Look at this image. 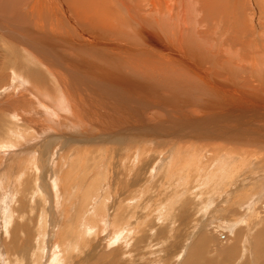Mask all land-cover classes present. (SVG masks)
I'll use <instances>...</instances> for the list:
<instances>
[{
	"label": "rangeland",
	"instance_id": "1",
	"mask_svg": "<svg viewBox=\"0 0 264 264\" xmlns=\"http://www.w3.org/2000/svg\"><path fill=\"white\" fill-rule=\"evenodd\" d=\"M193 1L185 9V22L171 21L168 14L154 15L164 21L160 26L164 32L170 33L168 27L181 28L184 40L177 44L183 49L182 60L174 54L173 58L162 56L163 49L148 42L140 44L138 36L129 32V24L115 21L108 27L83 25L91 32L106 31L110 33L108 40L121 44L117 62L108 65L114 72L98 71L96 66L103 70L102 63L91 68L93 61L86 48L81 52L69 44L40 38L38 45L49 49L55 61L62 60L53 68L60 71L61 64L68 65L74 72L49 73L40 58L38 65L33 60L25 67L26 58L12 52L20 51V45L0 32V105L9 103L13 113L9 118L0 110V140L12 128L16 135L13 146L3 149L4 156L0 151V264H47L48 256L58 253L54 244L60 242V233L65 232V238L69 236L71 241L70 235H76L80 224L91 217V213H85L84 195L88 190L93 192L87 197L92 209L102 208L100 216L92 218L100 217L98 223L105 219V225L85 244L82 254H73L71 264H264V141L259 138L264 134V111L259 113L255 108L264 106V0H257L256 14L250 0ZM134 9L135 14L146 16L152 29L158 28L160 23L147 17L152 8L143 9L146 13L140 7ZM239 12H244L242 17ZM251 18L257 24L245 26ZM0 20L5 21L2 16ZM53 36L60 39L57 34ZM88 77L120 80L128 95L134 97L133 103L128 102L127 112L133 108L139 116L134 118L133 111L125 114L127 120L122 118L114 129L94 116H87L83 132L65 125L67 118L63 116H70L61 100L71 95L77 103L87 101L77 100L76 89L85 87L83 81ZM18 99L22 103L13 107L11 101ZM9 123L13 125L7 126ZM31 124L38 127L34 134ZM28 130L33 138L25 139L23 133ZM107 131L110 136L99 138ZM60 140L66 142L63 149ZM44 147L47 152L41 154ZM186 157L189 164L184 162ZM24 159H36L35 167L28 168ZM61 181L65 182L63 187ZM102 202L106 203L104 207ZM66 209L69 218L59 217ZM61 223L67 229H62ZM124 226L130 229L119 238ZM26 229L27 237L23 233ZM13 230L19 232L17 239Z\"/></svg>",
	"mask_w": 264,
	"mask_h": 264
},
{
	"label": "bare ground",
	"instance_id": "2",
	"mask_svg": "<svg viewBox=\"0 0 264 264\" xmlns=\"http://www.w3.org/2000/svg\"><path fill=\"white\" fill-rule=\"evenodd\" d=\"M136 1V2H134ZM251 4L253 6L252 8V12L255 14L258 11L257 8V0H250ZM150 2V4H149ZM238 2V1H237ZM191 3H194L193 0H0V16H2V18L5 20L4 22H2L1 20V26H0V32H2L3 34H6L10 39H12L14 42H16L18 45H20L21 49L19 51V49H13L15 48V44L12 45L14 46L12 49L13 55L14 56H23L25 59V67H27L28 63L33 62V60H35L36 64L38 65V60L39 58L41 59L40 61L42 62L41 65L44 67H46V70H49L50 72H63L62 70H64L65 72H74V70H69L71 69V67H67V66H62V69L60 71H56L53 67H55V65H57L58 67L60 66L58 64V62L62 61H55L56 58H54V56L52 55V53H50L48 50L49 49H43L44 47H41L39 44V42H36L37 40L43 39L46 40L47 42L50 41H54L57 43H62V44H69L70 46L74 47V48H79L80 51H84L83 49L86 48L87 52V56L91 59L92 64H90V67L92 68L93 66H96L95 63H102L104 64V67L102 68L103 70H100V68L96 69L100 72H114L112 70H110L108 68V65L114 64L116 61V59L118 58L116 55L117 53H119V51H121V47L119 45V42H111L110 40L107 39V36L110 35V33L106 32V31H102V30H94V31H90L87 28H83V25L86 27L87 25H93V27H97V26H104V27H108L111 26L112 24H114L113 22L116 21V23L121 24V22L123 24H125V26H127L128 24L131 25V28L129 26H127L130 30L129 32H134L137 36H138V41L140 44H144V43H149V46L153 45V46H157L162 48L163 50L161 51L162 56H166V57H172L173 56L171 54H174V56L179 60L181 59V56H183V49L181 48V45L177 44V41H180V43L182 42V40H184L183 38V32L181 30V28L179 26H175L173 27H168L167 30L170 31V33H168V31L165 29H161L160 26L162 25V21H160L158 18H155L154 15H157V17L168 14L169 18L171 21L173 20H177L179 22H185L184 20L186 12L185 9L188 8L187 5ZM19 5V7L17 8V6L15 5ZM216 4V3H215ZM231 4V3H230ZM150 5V6H149ZM236 5V4H234ZM225 6V5H224ZM232 6V5H231ZM134 7L136 9H138L140 7L141 10L143 9H147V10H152V12L150 11L149 14H147V17L151 18L152 21L155 22H159L160 24L156 25V27L158 28H151V25H147L146 23V16L143 18L142 16H139V14H135L134 11ZM226 7V6H225ZM233 7V6H232ZM152 8V9H150ZM243 8V7H242ZM246 8V7H245ZM227 9V8H226ZM146 10V11H147ZM25 12L24 14L22 12ZM145 11V10H143ZM146 11L144 13H146ZM241 11V10H240ZM234 12V11H233ZM236 12V11H235ZM143 13V12H142ZM141 13V14H142ZM244 13V12H242ZM241 13V14H242ZM261 13V12H260ZM140 14V15H141ZM234 14V13H233ZM240 14V12H239ZM240 14V16H241ZM113 15L114 19H113ZM118 18H117V16ZM167 15V16H168ZM261 15V14H260ZM257 16V15H256ZM227 17V16H226ZM237 17V15H236ZM242 17V16H241ZM250 17V16H248ZM154 18V20H153ZM238 18V17H237ZM236 18V19H237ZM249 19V18H248ZM190 20V19H189ZM239 20V18H238ZM118 21V22H117ZM190 22V21H189ZM244 22V21H243ZM237 23H239V21H237ZM245 23V22H244ZM243 23V24H244ZM165 24V23H164ZM167 24V23H166ZM191 24V23H190ZM229 24V23H228ZM255 25L257 23H255L252 18L250 20V23L247 24L245 23L244 25ZM115 25V24H114ZM181 25V23H180ZM230 25V24H229ZM253 25V27H254ZM189 26V25H188ZM233 26V25H232ZM92 27V26H91ZM153 27V26H152ZM163 27V26H162ZM191 27V26H190ZM235 27V26H234ZM243 27V26H242ZM257 27V26H256ZM90 28V27H89ZM189 28V27H188ZM232 28V27H231ZM239 28V27H238ZM245 28V27H244ZM92 29V28H91ZM216 29V28H215ZM225 29V28H224ZM243 29V28H241ZM254 29V28H252ZM261 29V28H260ZM173 30V32H171ZM191 30V29H190ZM234 29L232 28V31ZM236 30V29H235ZM83 31V32H81ZM112 31V30H111ZM184 31V29H183ZM242 32V30H241ZM244 32V31H243ZM246 32V31H245ZM256 32V30H255ZM0 33V34H2ZM239 33V31H238ZM247 33V32H246ZM54 34H57L60 39H55L53 36ZM240 34V33H239ZM245 34V33H244ZM236 35V34H235ZM233 35V36H235ZM256 35V33H255ZM259 35V34H258ZM53 36V37H52ZM246 36V35H244ZM86 37H90L89 39H87ZM239 37V36H238ZM242 37V36H240ZM40 38V39H39ZM81 38H86L85 42L81 41ZM244 38V37H243ZM254 38V37H253ZM6 39V38H5ZM239 39V38H238ZM241 39V38H240ZM261 39V38H260ZM42 40V41H43ZM64 40V41H63ZM4 41V40H3ZM41 41V42H42ZM45 41V42H46ZM134 41V40H133ZM6 42V41H5ZM136 42V41H135ZM11 43V42H10ZM52 43V42H50ZM183 43V42H182ZM181 43V44H182ZM187 43V42H186ZM258 43V42H257ZM12 44V43H11ZM45 44V43H43ZM49 44V43H48ZM68 45V46H69ZM147 45V44H146ZM238 45V44H237ZM255 45V44H254ZM257 45V44H256ZM9 46V44H8ZM11 46V45H10ZM148 46V47H149ZM18 46H16L17 48ZM56 47V46H55ZM254 47V46H253ZM7 48V47H6ZM10 48V47H9ZM65 48V47H64ZM83 48V49H82ZM120 48V50H118ZM123 48V47H122ZM184 48V46H183ZM242 48V47H241ZM52 49V48H51ZM54 49V48H53ZM63 49V48H62ZM67 49V48H66ZM145 49V48H144ZM188 49V48H187ZM236 49V48H235ZM238 49V48H237ZM70 50V49H69ZM73 50V49H71ZM70 50V52H71ZM76 50V49H75ZM156 50V49H155ZM244 50V49H243ZM51 51V50H50ZM148 51V50H147ZM186 51V50H185ZM245 51V50H244ZM69 52V51H68ZM73 52V51H72ZM85 52V51H84ZM141 52V51H140ZM159 52V51H158ZM138 53V52H137ZM84 54V53H83ZM130 54V53H129ZM85 55V54H84ZM12 56V55H10ZM141 56V55H140ZM75 57V56H74ZM79 57V56H77ZM84 57V56H83ZM174 57V58H175ZM264 57V56H263ZM16 58V57H15ZM14 58V59H15ZM21 58V57H20ZM66 58V57H65ZM82 58V57H81ZM88 58V59H89ZM128 58V57H127ZM188 59V57H186ZM38 59V60H37ZM71 59V58H70ZM75 59V58H74ZM115 59V60H114ZM135 59V58H134ZM5 60V59H4ZM8 60V58H7ZM22 60V59H21ZM127 60V59H126ZM137 60V59H136ZM193 60V59H192ZM81 61V59H80ZM196 61V60H195ZM69 62V61H68ZM144 62V61H143ZM142 62V63H143ZM187 62V60L185 61ZM74 63V62H73ZM91 63V62H90ZM188 63V62H187ZM15 64V63H14ZM21 64V63H20ZM84 64V63H83ZM102 64H98L99 66H102ZM131 64V63H130ZM16 65V64H15ZM40 65V66H41ZM75 65V64H74ZM127 65V64H126ZM76 66V65H75ZM192 66V65H191ZM24 67V66H22ZM79 67V66H78ZM129 67V66H128ZM131 67V65H130ZM134 67V66H133ZM189 67V65H188ZM14 68V67H13ZM29 68V66H28ZM73 68V67H72ZM107 68V69H104ZM191 68V67H189ZM77 69V68H76ZM81 68H78V70ZM47 70V71H48ZM54 70V71H53ZM77 70V71H78ZM86 70V69H85ZM84 70V71H85ZM179 70V69H178ZM198 70V69H197ZM42 71V70H41ZM46 71V72H47ZM189 71V70H188ZM192 71V70H191ZM83 72V71H82ZM137 72V71H136ZM48 73V74H49ZM31 74V73H30ZM47 74V75H48ZM125 74V73H124ZM21 75V74H20ZM77 75V74H76ZM15 77V75H13ZM59 77V76H58ZM70 77V76H69ZM118 77V76H117ZM23 78V77H22ZM50 78V75H49ZM77 78V77H76ZM87 78V77H86ZM89 79H86L88 81H83V84H86L85 87H77L78 89H76V98L77 100L82 101L81 99H88L85 102H81V103H77V101H75V99L73 98V96L70 95L69 99H64L62 98V106L63 108H66L67 111L66 113L69 114L70 117L67 116H63L61 112H59L58 110H56V112H58V115H62L63 117L67 118L66 119V124L65 125H73V127L78 130L80 132H83V127H84V121L85 124L88 122L87 116L91 117L94 116L95 118L97 117V119L101 120L102 123L104 124L105 127L106 125H108L110 128L114 129V127H119V125L117 124V122L122 121V118L124 120V118L127 117V105H129L128 102H131V100L134 101V97L131 98L125 90L124 88L120 85V80H116V79H110L109 78H103V77H99L98 79H93L91 77H88ZM129 78V77H128ZM59 79H61L59 77ZM13 80V79H12ZM46 80V79H44ZM48 80V79H47ZM46 80V83L49 81ZM16 81V80H15ZM24 81V80H23ZM22 81V82H23ZM53 81V80H52ZM74 81V80H73ZM79 83V82H78ZM125 83V82H124ZM60 84V83H59ZM49 85V84H48ZM61 85V84H60ZM50 87L52 85H49ZM64 86V85H61ZM40 87V86H39ZM44 87V86H43ZM42 87V88H43ZM11 88V87H10ZM53 88V87H52ZM52 88L50 89V91L52 90ZM45 89V88H43ZM59 89V88H58ZM57 89V90H58ZM71 89V88H70ZM41 92L43 93L44 91H42V89L40 88ZM39 90V91H40ZM60 90V89H59ZM63 89H61L62 91ZM72 90V89H71ZM219 90V89H218ZM64 91V90H63ZM32 92V91H31ZM45 92H47L45 90ZM129 92V91H128ZM46 94V93H43ZM49 93H47L46 95H48ZM67 94V93H66ZM38 95V94H37ZM60 95V94H59ZM58 95V96H59ZM45 96V95H44ZM62 96V94H61ZM69 96V95H68ZM67 96V97H68ZM47 97H50V95H48ZM218 97V96H217ZM219 97L220 99H223V95H221L219 93ZM38 98V97H37ZM51 98V97H50ZM131 98V99H130ZM36 99V98H35ZM55 99H57V97H55ZM54 99V100H55ZM136 99V98H135ZM26 100V97L23 95V102ZM39 100V99H37ZM44 100V98H42V101ZM47 100V98H46ZM50 100V99H48ZM53 100V99H52ZM59 100V97H58ZM59 100V101H60ZM137 100V99H136ZM135 100V101H136ZM227 100V99H226ZM11 101V100H8ZM7 101V102H8ZM40 101V100H39ZM38 101V102H39ZM51 101V100H50ZM57 100H55L54 102H56ZM67 101V104L66 102ZM33 102V101H32ZM220 102L219 104L222 105V101H218ZM226 102V101H225ZM20 103H22V101L18 100H12L11 104L14 107V105H20ZM133 103V102H131ZM260 103V102H259ZM9 104V103H8ZM8 104H3L0 105V110L1 113H4L6 115V117H12L13 113L12 111L10 112L9 110V106H7ZM32 103H30L31 105ZM140 104V103H139ZM229 104V103H228ZM256 104V103H255ZM29 105V104H28ZM34 105L37 106V104L34 103ZM42 105V104H41ZM40 105V107H41ZM45 105V104H44ZM230 105V104H229ZM11 106V107H12ZM35 106V107H36ZM50 106V105H49ZM31 106H29L30 108ZM34 107V108H35ZM44 107V106H43ZM89 107V109H88ZM7 108V109H6ZM20 108V107H19ZM28 108V106H27ZM131 108V107H130ZM257 109L256 112L259 111V113H261L260 111L263 110L264 111V106H260L256 107ZM36 109V108H35ZM37 109H39V107H37ZM36 109V110H37ZM51 109V107H50ZM91 111L89 113V111ZM133 109V108H132ZM130 110L133 111L131 112L135 117L137 116V111L136 110ZM35 110V112H36ZM46 110V109H45ZM53 110V109H52ZM40 111V110H39ZM64 111V110H63ZM88 111V112H87ZM240 111V110H238ZM29 112V109H28ZM51 112V111H50ZM56 112H52L53 114H57ZM129 112V113H130ZM48 113V112H46ZM128 113V114H129ZM244 113V112H243ZM25 114V113H24ZM65 114V112H64ZM247 114V112H246ZM22 115V114H21ZM45 115V114H44ZM47 115V114H46ZM49 115V114H48ZM57 115V116H58ZM131 115V114H130ZM136 115V116H135ZM43 116V115H42ZM50 116V115H49ZM62 116H58V117H62ZM17 117V116H16ZM133 117V116H132ZM25 118V117H24ZM33 118V117H32ZM130 118V117H129ZM229 118V117H228ZM227 118V119H228ZM252 118V117H251ZM48 119V118H47ZM87 119V122H86ZM91 120L94 118H90ZM121 119V120H120ZM144 119V118H143ZM226 119V121H227ZM253 119V118H252ZM6 120V119H5ZM8 120V119H7ZM10 120V119H9ZM18 120V119H17ZM95 120V119H94ZM127 120V118H126ZM230 120V119H229ZM249 120V119H248ZM264 120V119H263ZM15 121V119H14ZM64 121V120H63ZM93 121V120H92ZM96 121V120H95ZM12 122V121H11ZM123 122V121H122ZM14 123V122H13ZM29 123V122H28ZM33 123V121H32ZM63 123V122H62ZM91 123V122H90ZM93 123V122H92ZM155 123V122H154ZM226 123V122H225ZM19 124V123H18ZM97 124V122H96ZM174 124V123H173ZM203 124V123H202ZM217 124V123H216ZM239 123L237 122L236 125H238ZM7 125V124H6ZM13 124L9 123L7 126H11ZM15 125V124H14ZM32 125V124H31ZM94 125V124H93ZM99 125V122H98ZM264 125V124H263ZM44 126V125H43ZM64 126V124H63ZM90 126V125H89ZM100 126V125H99ZM98 126V127H99ZM107 126V128H108ZM140 126V125H139ZM13 127V126H12ZM15 127V126H14ZM21 128V126H19ZM32 127L34 128L35 131L32 130ZM30 131L36 132V130L38 129L37 126H35L34 124L32 125ZM96 127V126H95ZM156 127V126H155ZM232 127V126H231ZM235 127V126H234ZM106 128V129H107ZM17 129V128H15ZM74 129V130H75ZM100 129V127H99ZM129 129V128H128ZM177 129L179 130V128L177 127ZM259 129V128H258ZM26 130V129H25ZM42 130V129H41ZM107 130H111V129H107ZM120 130V129H119ZM118 130V131H119ZM160 130V129H159ZM176 130V129H175ZM234 130H236L234 128ZM20 131V130H19ZM40 131V130H39ZM109 131L104 132L105 134H100L99 138H107L108 136H110ZM124 131V130H123ZM229 131V130H227ZM253 131V130H252ZM13 132H15L13 130V128L11 130H9V135H7V137L2 138L0 140V151L3 152V156L6 152L3 151V149H6L7 147L10 148L11 146H13L12 141L15 142V136L14 134H12ZM22 133V132H21ZM115 134V132H113ZM24 138H30L32 137L31 134L28 131H24ZM39 134V133H38ZM86 134V133H85ZM124 134V133H122ZM220 134V133H219ZM254 134V133H253ZM22 135V134H21ZM89 135V134H88ZM87 136V135H86ZM257 136V135H256ZM259 136V135H258ZM71 137V136H70ZM33 138V137H32ZM219 138V137H218ZM261 138L264 141V134H262ZM15 139V140H14ZM26 139V138H25ZM59 139V138H58ZM18 140V138H17ZM73 140V139H72ZM122 140V139H121ZM125 140V139H124ZM261 140V141H262ZM61 141V140H60ZM80 141V140H79ZM90 141V140H89ZM119 141V140H118ZM262 141V142H263ZM19 142V141H18ZM63 143V141H61ZM65 142V141H64ZM49 143V142H48ZM47 143V144H48ZM62 143H60L62 145ZM66 143V142H65ZM65 143H63V145L61 146V148L63 149L65 146ZM123 143V142H122ZM264 143V142H263ZM15 144V143H14ZM45 144V143H44ZM114 144V143H113ZM50 145V144H49ZM255 147V146H254ZM51 148V147H50ZM47 147H44L43 149L40 150V153L42 154V151L44 152V154H46L47 152ZM52 149V148H51ZM61 149V150H62ZM11 151V150H10ZM69 151V150H68ZM217 153V152H216ZM41 154L39 156H41ZM145 154V153H144ZM193 154V152H192ZM260 154V153H259ZM35 155V154H34ZM50 155V154H49ZM197 155V154H196ZM94 156V155H93ZM190 156V155H189ZM188 156V158H189ZM195 156V155H194ZM191 157V161L192 158L195 157ZM215 156V155H214ZM33 157V156H31ZM184 157V156H183ZM198 157V156H197ZM204 157V156H202ZM34 158V157H33ZM112 158V156H111ZM134 158V157H133ZM1 161H2V156L0 157ZM38 159V158H36ZM34 159V160H36ZM137 159V158H136ZM228 159V158H227ZM25 160V159H24ZM34 160H25L26 166L30 169L34 168L36 164H34ZM42 160V159H41ZM94 160V158H93ZM112 160V159H111ZM197 160V159H196ZM201 160V159H200ZM212 160V159H211ZM247 160V159H246ZM38 161V160H37ZM186 161V163L188 162L187 157L184 159V162ZM94 162V161H93ZM41 163V162H40ZM90 163V162H89ZM197 163V161H196ZM210 163V162H209ZM39 164V163H38ZM189 164V163H187ZM186 164V165H187ZM191 164V163H190ZM193 164V163H192ZM191 164V165H192ZM195 164H193L192 167H194ZM197 168L199 167V164L197 165ZM248 166V165H247ZM261 166V165H260ZM202 167V166H201ZM245 167V165H244ZM243 167V168H244ZM254 167V166H253ZM92 168V167H91ZM29 169V170H30ZM224 169V168H223ZM247 169V168H246ZM245 169V170H246ZM28 170V171H29ZM35 170V169H34ZM185 170V169H184ZM183 170V171H184ZM190 170V169H189ZM194 170V169H193ZM197 171V169H195ZM201 170V169H200ZM207 170V169H206ZM27 171V172H28ZM185 171L188 172V170L186 169ZM209 171V170H208ZM228 171V169H227ZM186 172V173H187ZM195 172V171H194ZM207 172V171H206ZM211 172V171H209ZM208 172V173H209ZM185 173V172H184ZM199 172L196 173L195 177L197 176ZM221 173V172H220ZM59 174V173H58ZM205 174V172H204ZM210 174V173H209ZM238 174V173H237ZM100 175V174H99ZM202 174L200 173V175L198 176V178H200ZM208 175V174H207ZM20 176V175H19ZM36 177H38L36 175ZM189 177H191L189 175ZM194 177V176H193ZM247 177V176H246ZM59 178V177H58ZM197 178V177H196ZM195 178V179H196ZM233 178V177H232ZM47 179V178H46ZM45 179V181H46ZM62 177H60L59 180H61ZM218 179V178H216ZM231 179V178H230ZM37 180V179H36ZM194 180V179H193ZM197 180V179H196ZM194 180V181H196ZM203 180V179H202ZM220 180V179H219ZM58 181V180H57ZM74 181V180H73ZM190 181V180H189ZM192 181V178H191ZM264 183V180H261ZM36 182V181H35ZM59 182V181H58ZM178 182V181H177ZM260 182V181H259ZM61 185L60 187H63L65 185V182L63 183V181L60 182ZM59 183V184H60ZM191 183V182H190ZM196 183V182H195ZM232 183V182H231ZM57 184V183H56ZM220 186V185H219ZM44 187V186H43ZM72 187V186H71ZM79 185L75 186V188L78 189ZM223 187V186H221ZM263 187V186H262ZM40 188V187H39ZM50 188V186L47 188V190ZM52 189V188H51ZM66 189V188H65ZM201 189V188H200ZM57 190V189H56ZM74 190V189H73ZM217 190V189H216ZM55 191V190H54ZM34 192V191H33ZM74 192V191H73ZM71 191V193H73ZM189 192V191H188ZM43 193V192H42ZM47 193V192H46ZM37 194H40V192L38 191ZM58 194V193H57ZM91 194H93L92 190H88L87 193H85L84 195V200L86 199V201H84V204L86 203V210L85 213L88 212L87 214L91 213V217L88 218L85 222H83V224H80V228L77 232L76 235H70V237H72L70 240L68 241L67 238H69V236L67 238H65L64 233L65 232H61L60 233V242H55L54 246H56V250H58V253H56V251L54 253H52V256H48L47 258V264H71V260L73 259V254H82V249L85 246V244H87V242L93 238L96 237V235L98 236L100 233V230L102 229L101 227L103 225H105V219L101 220L99 223L98 221L101 219L100 217L98 218H92V216H95L97 214H99L100 216V211L102 210L101 206H99L96 209H92V205L91 203L87 202V197L91 196ZM36 195V194H35ZM42 195V194H41ZM52 196L53 193H51ZM230 195V194H229ZM50 196V195H49ZM56 196V195H55ZM110 198V197H109ZM42 199V197H41ZM43 200V199H42ZM46 200V199H45ZM48 200V199H47ZM46 200V201H47ZM50 200V199H49ZM48 200V201H49ZM54 200V199H53ZM56 200V199H55ZM107 200H105L106 202ZM170 202V201H169ZM45 203V202H44ZM59 204V203H58ZM97 204V203H95ZM102 207L105 206V204L102 202ZM52 205V204H51ZM56 205V204H55ZM63 206H65V203L62 204ZM69 205V204H68ZM259 205V204H258ZM91 207V209L89 210V208ZM209 207V206H208ZM63 208V207H62ZM2 209V208H1ZM55 209V208H54ZM105 209V208H104ZM3 210V209H2ZM57 210V209H56ZM116 210V209H115ZM105 211V210H104ZM55 212V211H54ZM67 209L65 211L64 214H62V216L59 215V217H62L63 219L67 218L66 217V213ZM82 212V211H81ZM118 212V211H117ZM2 213V212H1ZM50 213V212H49ZM61 213V211H60ZM80 213V212H79ZM105 214V213H104ZM43 220L46 221V219L48 218V215L45 213L43 214ZM70 215V214H69ZM79 215V214H78ZM83 215V213H82ZM81 215V216H82ZM57 216V215H56ZM106 214L103 216L104 218H106ZM3 217V216H2ZM1 217V218H2ZM83 217V216H82ZM41 218V217H40ZM69 218V217H68ZM5 219V218H4ZM61 219V218H60ZM62 220V219H61ZM79 220V218H78ZM83 220V219H82ZM107 220V219H106ZM11 221V220H9ZM38 221V220H37ZM42 221V220H40ZM84 221V220H83ZM66 222V221H65ZM69 222V221H68ZM49 223V221H48ZM227 223V222H226ZM62 224V223H61ZM65 224V223H64ZM64 224H62V229H67ZM112 224V222H111ZM253 224V223H252ZM10 225V224H9ZM42 225V224H41ZM59 225V224H58ZM68 225V223H67ZM37 226V225H36ZM59 226V227H61ZM64 226V227H63ZM110 226V223H109ZM129 226V225H128ZM128 226H124L123 229L118 232L119 234V238L125 233H123L124 230L126 229H130ZM20 227V226H19ZM18 227V228H19ZM39 227V226H38ZM77 227V226H76ZM28 228V227H27ZM6 229V228H5ZM24 229V228H23ZM43 229V228H41ZM104 229V228H103ZM102 229V230H103ZM230 229V228H228ZM20 230V229H18ZM116 230V229H115ZM3 231V230H2ZM42 231V230H41ZM51 231V230H50ZM62 231V230H61ZM65 231V230H64ZM117 231H119V229H117ZM263 231V229H262ZM13 236L15 237V239H17L18 237H16L19 232H16V230L11 231ZM22 232V231H21ZM43 233L45 231H42ZM52 232V231H51ZM116 232V231H115ZM126 232V231H125ZM131 232V231H130ZM261 232V231H260ZM26 237L29 235L27 229L25 232H23ZM128 234V232H126ZM11 234V233H10ZM117 234V232L115 233ZM114 234V235H115ZM40 235V234H39ZM50 235V233H49ZM117 236V235H115ZM24 237V236H23ZM13 238V237H12ZM128 238V237H127ZM6 239V238H5ZM25 239V238H24ZM95 239V238H94ZM117 239V237H116ZM22 240V238H21ZM47 241V240H46ZM68 241V243H67ZM121 241H125V239H121ZM40 242V241H39ZM50 242V241H49ZM38 243V241H37ZM46 243V242H45ZM56 243H59L58 245ZM10 244V243H9ZM41 243H38L37 245H39ZM52 244V243H51ZM45 246V245H44ZM43 246V247H44ZM89 247V246H88ZM45 248V247H44ZM52 248V247H51ZM54 248V247H53ZM242 249V248H241ZM2 250V249H1ZM37 250H42L41 248H38ZM45 250V249H44ZM84 250V249H83ZM53 251V250H52ZM51 251V252H52ZM4 252V250H3ZM36 252V251H35ZM38 252V251H37ZM38 254V253H37ZM32 257V256H31ZM37 260L40 259V256L36 257ZM243 258V257H242ZM15 260V259H14ZM22 260V259H21ZM36 260V259H35ZM246 260V259H245ZM9 264V263H8ZM262 264V263H261Z\"/></svg>",
	"mask_w": 264,
	"mask_h": 264
}]
</instances>
